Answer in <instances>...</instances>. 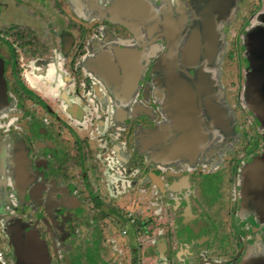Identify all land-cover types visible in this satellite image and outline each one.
I'll return each mask as SVG.
<instances>
[{"label": "flooded vegetation", "instance_id": "1", "mask_svg": "<svg viewBox=\"0 0 264 264\" xmlns=\"http://www.w3.org/2000/svg\"><path fill=\"white\" fill-rule=\"evenodd\" d=\"M7 1L22 10L27 0ZM29 1L27 26L0 29L2 255L34 227L49 256L69 245L110 264L113 231L131 223L162 233L144 249L165 264H264V115L246 81L264 0ZM116 173L124 193L110 191ZM196 246L211 254L183 256Z\"/></svg>", "mask_w": 264, "mask_h": 264}, {"label": "rangeland", "instance_id": "2", "mask_svg": "<svg viewBox=\"0 0 264 264\" xmlns=\"http://www.w3.org/2000/svg\"><path fill=\"white\" fill-rule=\"evenodd\" d=\"M14 1V0H13ZM30 1L27 0L25 1V4H23V6L21 7L22 10H17L13 8V4H10L9 1H7V3L5 4V6L1 5L2 7H0V29H8V28H12V26L15 24H17L16 26L23 28L22 24H24L25 26H27L28 24V14H29V4ZM89 13H87V11H85V16L88 15ZM89 17V16H88ZM12 24V25H11ZM84 25V24H83ZM234 44L232 42V40H230L229 44L227 45L226 48V52L228 51V53H230V57H227L225 60V65L226 67L224 68V73L227 76V80L226 82L230 83V89L232 91L236 90V81H237V77H235V72L237 70L236 68V57L234 55ZM57 60V59H56ZM55 60V61H56ZM4 62L6 63V60L4 58ZM46 64H50V61H46ZM39 65V64H38ZM37 65V66H38ZM40 67H42V65H40ZM70 88V87H68ZM65 118L67 119L66 115ZM96 131V130H95ZM96 135L100 136L101 132H96ZM115 174V173H114ZM120 174V172H119ZM116 173V181L114 184H110V191L114 192L115 194H117L118 192H122L124 193L126 190V187L121 184L122 183V179L120 177V175ZM134 181V180H133ZM130 199V198H129ZM152 199V198H151ZM129 201V200H128ZM151 204L154 205H158L157 199H152ZM142 205V204H141ZM139 205H135L134 206H130V208H132L130 211L132 213V215H134V212H136V214H141L143 215V217H145V215L148 213L149 209L144 210L143 208L138 209ZM159 222H161V216L159 217ZM130 224H127V226L125 227V230H127V232H130L128 235L127 234H120L121 237H118V232L113 231L112 236L114 235V239L112 240V242H110L109 244L112 246V244H115L114 246H116V249H118V251L115 252V254L113 255V258L118 259L117 264H128L129 260L127 258H129L128 254V246L131 247H135L138 248L136 249V259H134L132 256V261L130 264H165V258L167 257V255H158L157 252H155L154 248L149 247L148 250H145L144 248H146L147 245L150 244V239H154V238H159L161 237V232L157 233L156 232H152L150 234H147L146 237L142 234H135V229L134 228H130ZM170 228V226H168ZM161 231V230H160ZM133 234V235H132ZM167 235V234H166ZM163 236H165L163 234ZM254 238L257 237V235H253ZM0 237H2L0 235ZM170 239L167 240L165 237L160 239V245L164 246V254H166L169 251H173V249L171 248V246L168 244H172L173 245V239L174 236L170 235ZM181 238V237H178ZM164 239V242L162 241ZM80 243L82 242L81 239L79 238ZM144 244V247H141L140 244ZM167 246V247H166ZM68 250L66 251H62L60 255L58 256H49L48 252H47V258L49 260L47 261H42V262H35L33 261H25L22 258L21 253L20 254H15L13 251L11 254H8L7 250L4 248L3 250V259L8 263V264H90L87 263L88 261H93L94 263L97 262L96 258L94 257L93 253L91 252V259H88L86 261V263L84 261H82V259L80 258V255L78 254V252L75 251V247L76 246H65ZM70 247H74V249H69ZM197 249H187V250H183V252L185 254H183V256H187V257H192V258H196L199 254H202L204 252H207V254H211L210 252L212 250H209L208 248H199V246H196ZM4 252H6L7 254H5ZM64 252V253H63ZM67 252V253H65ZM161 252V250H160ZM103 262L105 263H110L112 262L110 258H107L106 256L103 257ZM162 261V262H161ZM161 262V263H160ZM100 264V263H99ZM168 264V263H167Z\"/></svg>", "mask_w": 264, "mask_h": 264}, {"label": "water", "instance_id": "3", "mask_svg": "<svg viewBox=\"0 0 264 264\" xmlns=\"http://www.w3.org/2000/svg\"><path fill=\"white\" fill-rule=\"evenodd\" d=\"M205 43H206L205 50L210 51L208 54H211L212 56L214 53L213 41H210L209 43L207 40V42ZM246 43L248 50V62L250 68V72L246 76L248 93L252 97L253 110L257 115L260 116V114L264 115V30L250 33L247 37ZM123 64L124 65L121 64L124 70L123 74H125V76L127 77V84L129 86L132 83L133 74L135 75V70L132 67L133 66L132 62L125 63L123 60ZM127 84H126V88H127ZM178 98L180 99L181 102L184 103L186 101L187 96L186 95L183 96L182 94H179ZM177 101L179 102L178 99ZM173 147L169 149L168 152L164 155L171 156L174 150ZM33 229L36 231L34 227ZM35 231L32 230L31 235L28 234V236L26 237V241L20 239V242L18 243H21V246H18V244H16V246L13 247V252L16 254L21 253L22 258L25 261L34 260L35 262L40 263L42 261H47L49 259L47 258L46 247L44 246L43 242L39 240V238L37 237V233Z\"/></svg>", "mask_w": 264, "mask_h": 264}, {"label": "crops", "instance_id": "4", "mask_svg": "<svg viewBox=\"0 0 264 264\" xmlns=\"http://www.w3.org/2000/svg\"><path fill=\"white\" fill-rule=\"evenodd\" d=\"M27 236H28V234H26ZM33 236H34V234H33ZM23 241H26V238L25 239H23ZM18 246H21V244H19ZM0 248H2V246H0ZM16 254V253H15ZM134 259H136V253L134 254V257H133ZM111 261L112 262H110V264H117V262H118V259H116V258H112L111 259ZM90 264H97V263H94L93 261H91V262H89Z\"/></svg>", "mask_w": 264, "mask_h": 264}, {"label": "built area", "instance_id": "5", "mask_svg": "<svg viewBox=\"0 0 264 264\" xmlns=\"http://www.w3.org/2000/svg\"><path fill=\"white\" fill-rule=\"evenodd\" d=\"M124 234V233H121ZM0 264H8L4 259H3V255L2 252L0 251Z\"/></svg>", "mask_w": 264, "mask_h": 264}]
</instances>
